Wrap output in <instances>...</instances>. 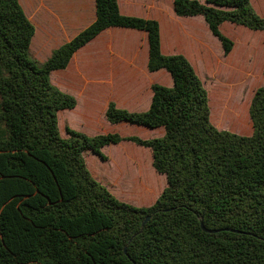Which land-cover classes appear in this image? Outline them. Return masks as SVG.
<instances>
[{
  "label": "trees",
  "instance_id": "trees-1",
  "mask_svg": "<svg viewBox=\"0 0 264 264\" xmlns=\"http://www.w3.org/2000/svg\"><path fill=\"white\" fill-rule=\"evenodd\" d=\"M174 8L180 16L202 15L225 54L234 42L222 22L264 31L251 0H174ZM258 10L264 13V0ZM96 13L40 61L30 52L35 27L19 0H0V264H264V85L251 103L249 93L237 94V82L216 87L220 124L252 134L219 129L190 61L162 53L157 20L122 15L117 0H96ZM110 26L147 31L148 69L168 70L173 85L154 83L146 111L110 102L106 117L163 126V136H89L68 126L67 137L60 132L58 112L73 108L76 98L52 84L50 74ZM122 140L151 148L153 167L166 176L149 206L120 200L87 167L85 151L105 158L101 147ZM138 167L130 195L145 204L154 195V173L147 161Z\"/></svg>",
  "mask_w": 264,
  "mask_h": 264
},
{
  "label": "crops",
  "instance_id": "crops-1",
  "mask_svg": "<svg viewBox=\"0 0 264 264\" xmlns=\"http://www.w3.org/2000/svg\"><path fill=\"white\" fill-rule=\"evenodd\" d=\"M117 1L122 15L158 21L162 53L183 54L190 61L208 91L212 123L225 127L213 113L212 95L218 87H213V80L230 83L240 80L243 74H249L247 66L241 64L246 59L239 54L244 46L239 51L237 42L244 38L245 44L251 48L248 55L251 52L254 56L256 44L252 38L260 30L256 32L231 21L222 22L221 31L234 42L232 50L225 54L221 41L212 34L204 17L178 15L174 0ZM255 2L251 0L254 5ZM19 3L34 24L30 52L40 61L47 60L54 49L93 23L97 15L96 0H19ZM263 57L261 52L256 55V66ZM148 60L147 31L123 26L103 29L74 52L65 68L55 69L50 74L52 84L76 98L73 108L59 110L58 123L62 118L63 123L83 127L89 136L102 133L137 135L145 139L163 136V126L148 127L127 121L112 123L106 117L110 102L129 111H146L152 102L154 83L173 85L170 72L164 68L150 71ZM246 134L251 135L252 132ZM101 152L105 158L92 151L88 162L84 153L87 167L95 179L126 202L129 199L122 196L119 187L129 172L126 162L138 165V162L149 158L153 161L152 150L134 141L122 140L102 146ZM129 198L134 200L131 195Z\"/></svg>",
  "mask_w": 264,
  "mask_h": 264
},
{
  "label": "rangeland",
  "instance_id": "rangeland-1",
  "mask_svg": "<svg viewBox=\"0 0 264 264\" xmlns=\"http://www.w3.org/2000/svg\"><path fill=\"white\" fill-rule=\"evenodd\" d=\"M257 3L256 5L252 4L253 7L255 8V10L257 11V13L259 15H261L262 17H264L263 13L261 11L258 10V0H256ZM256 32L258 30H255ZM259 33H257V35H255L253 38H252V42H254L256 44V50H255V54L254 56H251V52L250 54L248 55V57H251V58H247L245 57L246 60H242V65L243 63L245 64V66H247V71H249L248 73L249 74H243L241 75V79L240 80H236V82L238 83L237 86H236V91H237V94L238 95H242V97H247L248 96V93L251 95L250 97V103H251V100H252V97L256 91V89L262 85H264V63L263 65H259L257 66L254 70L256 73H258V76H259V80L255 83V84H252V81L254 80L255 76L254 74H252L253 72V69L252 71L251 70V66H256V55L259 54L261 52V54L264 56V34L262 30L258 31ZM244 38L241 40V41H238L237 43V48L239 49H242V47L244 46L245 49H247V51H249L251 48H250V45H247L245 44L246 42H244ZM259 52V53H258ZM238 53V51H237ZM31 56V54H29ZM262 64V63H261ZM246 71V72H247ZM221 83H224V81H218V80H213V87L215 88L216 86H219ZM207 87H208V84H207ZM209 89V88H208ZM209 98V97H208ZM210 111H211V108H210ZM248 114H249V110H248ZM210 118H211V114H210ZM250 118V116H249ZM251 121V119H250ZM60 122V121H59ZM60 125V132L62 134V136L64 137H67L68 136V133L66 132V127H70L76 131H80V132H83L87 135H90L88 134L87 131H85L83 129V127H78V126H73L71 123H68V122H62V118H61V123H59ZM214 124V123H213ZM251 124H252V121H251ZM216 127H218L219 129H225V130H228V131H231V132H234V133H237V134H241V135H249V134H243V133H240L238 131H235L233 130L232 128L230 127H219L216 125ZM253 128V126H252ZM253 131V129H252ZM108 151V150H107ZM86 154V159H87V162L90 161L89 157L91 156L92 151L91 150H87L84 152ZM148 161V164L150 165V168L152 169L153 173H154V176H153V181H154V195L152 196V198L150 199V201L148 203H139L137 202L135 199L132 201L130 200V194H132V190H134L135 188V182H134V179H133V176L137 175L138 174V165L136 162H134V164H132L131 161L128 162V165L129 167L127 168V170L129 171L128 173H126V177H124L125 180H123L124 182H122L119 187H120V191H122V196L126 199H129L127 200L126 202L132 204V205H135V206H149L151 204L154 203V201L156 200V198L159 196V194L162 192V190L164 189V187L167 185V180H166V176L165 174H162L158 171L155 170V168L153 167V164H152V160L149 158L147 159ZM121 161V160H120ZM110 165H113V163L110 161ZM128 194V196L126 195ZM134 197H136V193H134Z\"/></svg>",
  "mask_w": 264,
  "mask_h": 264
},
{
  "label": "water",
  "instance_id": "water-1",
  "mask_svg": "<svg viewBox=\"0 0 264 264\" xmlns=\"http://www.w3.org/2000/svg\"><path fill=\"white\" fill-rule=\"evenodd\" d=\"M149 219H150V216L147 215L146 218H145V220H144V222H143V225H144ZM202 226H203V225H202ZM203 228H204V230H207V231H210V232L216 231V229H208V228H206V227H204V226H203Z\"/></svg>",
  "mask_w": 264,
  "mask_h": 264
}]
</instances>
